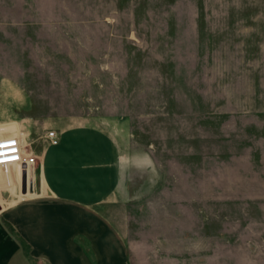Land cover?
<instances>
[{
  "label": "rangeland",
  "instance_id": "374dc122",
  "mask_svg": "<svg viewBox=\"0 0 264 264\" xmlns=\"http://www.w3.org/2000/svg\"><path fill=\"white\" fill-rule=\"evenodd\" d=\"M0 83V124L31 147L55 125L109 137L116 222L166 234L199 209L221 264H264V0H0Z\"/></svg>",
  "mask_w": 264,
  "mask_h": 264
},
{
  "label": "crops",
  "instance_id": "0c3cea01",
  "mask_svg": "<svg viewBox=\"0 0 264 264\" xmlns=\"http://www.w3.org/2000/svg\"><path fill=\"white\" fill-rule=\"evenodd\" d=\"M9 57L7 51L6 66L13 70ZM0 87L7 89L3 101L12 90L7 83ZM23 125L0 124V138L14 136L36 156L28 175L17 165L0 169V187L8 185L9 198L19 192L22 201L0 206V264H221V230L205 223L202 210L182 212L166 234L146 229L165 225L153 215L131 221L127 210L117 209L122 221L111 218L109 202L124 199L125 177L102 131L55 125L56 145L46 133L31 147ZM34 171L39 186L25 193Z\"/></svg>",
  "mask_w": 264,
  "mask_h": 264
},
{
  "label": "built area",
  "instance_id": "2783aa9c",
  "mask_svg": "<svg viewBox=\"0 0 264 264\" xmlns=\"http://www.w3.org/2000/svg\"><path fill=\"white\" fill-rule=\"evenodd\" d=\"M47 139L51 145L58 143L55 131L47 132ZM35 162L36 156L28 152L16 137L0 138V169L17 165L25 175H28Z\"/></svg>",
  "mask_w": 264,
  "mask_h": 264
}]
</instances>
